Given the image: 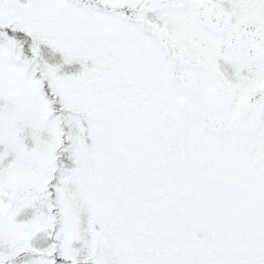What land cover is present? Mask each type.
Wrapping results in <instances>:
<instances>
[{"label":"snow or ice","instance_id":"1","mask_svg":"<svg viewBox=\"0 0 264 264\" xmlns=\"http://www.w3.org/2000/svg\"><path fill=\"white\" fill-rule=\"evenodd\" d=\"M0 264H264V0H0Z\"/></svg>","mask_w":264,"mask_h":264}]
</instances>
